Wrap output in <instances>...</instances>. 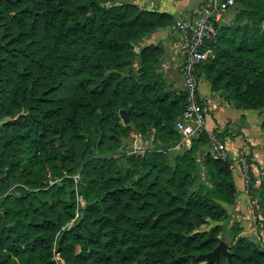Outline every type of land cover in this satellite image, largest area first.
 Segmentation results:
<instances>
[{"label": "trees", "instance_id": "1", "mask_svg": "<svg viewBox=\"0 0 264 264\" xmlns=\"http://www.w3.org/2000/svg\"><path fill=\"white\" fill-rule=\"evenodd\" d=\"M235 1L238 19L263 21L264 0ZM175 20L135 0H0V264H264V246L245 235L231 257H199L221 240L239 189L229 159L204 150L207 131L175 165L163 157L182 137L188 95L162 77V41L136 44ZM216 26L199 76L236 107L264 110V27ZM132 129L154 136L142 172L113 155ZM202 151L214 190L194 188ZM248 156L264 229V176Z\"/></svg>", "mask_w": 264, "mask_h": 264}, {"label": "built area", "instance_id": "2", "mask_svg": "<svg viewBox=\"0 0 264 264\" xmlns=\"http://www.w3.org/2000/svg\"><path fill=\"white\" fill-rule=\"evenodd\" d=\"M235 4V0H204L195 14L178 16L175 20L179 50L185 55L182 63V74L184 88L188 95L187 105L176 121V127L181 132L182 137L175 146H190L193 138L207 131L214 145V154L229 159L232 169L239 165L238 167L242 169L244 174L245 189L249 192L251 182L249 153L241 152L237 157H233L228 142L220 138L216 131L209 130L206 106L201 100L202 96L199 91L202 76H199L197 72V64L210 54V49L204 48V45L216 36L218 32L216 22ZM130 135L133 138L132 145H128V147H131L130 151H146L154 147L153 135L147 137L136 129H132ZM117 154L118 152H115L113 155ZM74 179L76 188H78L82 181L81 174L76 173ZM77 202L78 207L85 204L84 197L79 192L77 193ZM253 202L255 208L256 202L255 200Z\"/></svg>", "mask_w": 264, "mask_h": 264}, {"label": "rangeland", "instance_id": "3", "mask_svg": "<svg viewBox=\"0 0 264 264\" xmlns=\"http://www.w3.org/2000/svg\"><path fill=\"white\" fill-rule=\"evenodd\" d=\"M189 1L190 10L187 12V14H193L197 12V9L201 6V4L204 2V0H187ZM186 14V13H184ZM251 21L255 24H261L262 27H264V19L263 21H259L258 17H254L252 19H238L237 18V9L234 8V6H231L222 16V18L219 20V23L222 25L225 24H235L237 22H244V21ZM174 29H176L174 24ZM177 40V39H175ZM179 41V40H178ZM140 42H137L136 48H139ZM162 73V77L164 79H168V77ZM166 79V80H167ZM261 116V118H260ZM264 118V110L261 111L256 109H250V114L248 116V122H250V125H259L258 119ZM123 120V119H122ZM241 121H230L227 126H225V135L223 140H226L228 142L229 147L231 148L232 156L237 157L241 152H248L253 154V159L258 160L256 157V154L254 153V148H258L261 152V154L264 155V146L262 145H252V142L249 140L248 136L244 135V132L241 130L243 122V118H240ZM256 122V123H253ZM1 123V122H0ZM255 126V127H256ZM261 126V121L260 125ZM258 127V128H259ZM261 128L264 130V127L261 126ZM220 131V130H217ZM216 131V132H217ZM264 132V131H263ZM238 142H233L237 138H239ZM241 139H243L246 142H243L241 144ZM133 138L131 135H124L122 137L121 146L117 149V160L123 167H131L137 169L139 172H142L144 168L143 164V154L146 151H130L131 147H128V145H132ZM162 143L160 141H157L156 147H161ZM128 147V148H127ZM188 146L183 145L181 147L173 146L171 148L163 150V157L166 162H168L171 165H175L176 158L178 154H182V152L185 151V149ZM212 150L214 151V145L208 144L205 146L204 150ZM198 157V166H195L194 173H195V182H194V188H199L202 185H205L207 189L214 190L215 184L210 178L208 172L206 171V167L204 166V154L205 152H199L197 153ZM260 165L256 164L254 165V172L260 176H264V166L262 163H259ZM239 166V165H238ZM238 166L233 169L234 171V178L236 180V183L238 185L239 193L237 196L236 203H227L224 202L227 208L230 211L229 217L221 221V223L224 226V230L221 234V239H224L228 242L229 246H231L233 242V236H240L245 235L248 236L259 243H261L264 246V229L262 228V225L258 221V212L257 207H253V204H255L251 197V192L246 191L245 187L246 184L244 183V174L241 168ZM263 170V171H262ZM50 174V173H49ZM49 176V175H47ZM51 176V175H50ZM48 178V177H47ZM259 183V180L257 181V184ZM217 223L215 220H211L209 223L204 224V228H209L212 225Z\"/></svg>", "mask_w": 264, "mask_h": 264}, {"label": "crops", "instance_id": "4", "mask_svg": "<svg viewBox=\"0 0 264 264\" xmlns=\"http://www.w3.org/2000/svg\"><path fill=\"white\" fill-rule=\"evenodd\" d=\"M135 1L144 7L168 11L172 13L175 18L182 15H192L187 14V12L190 10L189 1L187 0ZM174 24L175 23L172 25L158 27L153 32L141 39L139 41V45L141 47L145 44L162 41L165 49L159 64V69L168 77V79H166L173 87L184 88L182 63L184 61L185 55L179 50L178 31L177 28L174 29ZM199 91L206 104L205 106L207 111L208 128L210 131H222L224 130L225 126L230 123V121H241L240 118L242 117L244 120L241 122V130L244 132V135L248 136L249 140L252 142V145L264 146V130L261 128V126L259 127L261 119H258L259 125L257 126L254 124L250 125V122L247 121L250 114V109L238 108L233 103H230L229 101L222 98L216 91H213L210 80L204 75H202L200 80ZM239 139L240 136L233 142H238ZM243 142L246 141L241 139L240 145H242ZM254 153L258 159L257 161L262 163L264 166V155L261 154L258 148H254Z\"/></svg>", "mask_w": 264, "mask_h": 264}, {"label": "water", "instance_id": "5", "mask_svg": "<svg viewBox=\"0 0 264 264\" xmlns=\"http://www.w3.org/2000/svg\"><path fill=\"white\" fill-rule=\"evenodd\" d=\"M132 108H133L132 105H130L128 108L120 109V115L124 123L130 122ZM221 253L228 254L229 257H231L233 254V252L230 250V246L228 242L224 239H221L219 243L212 250L201 253L199 257L206 258L208 261H214V260H219Z\"/></svg>", "mask_w": 264, "mask_h": 264}]
</instances>
